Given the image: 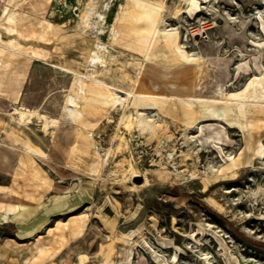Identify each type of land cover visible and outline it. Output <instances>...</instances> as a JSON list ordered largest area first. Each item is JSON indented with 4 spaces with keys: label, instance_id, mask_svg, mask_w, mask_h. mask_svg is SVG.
Listing matches in <instances>:
<instances>
[{
    "label": "rangeland",
    "instance_id": "rangeland-1",
    "mask_svg": "<svg viewBox=\"0 0 264 264\" xmlns=\"http://www.w3.org/2000/svg\"><path fill=\"white\" fill-rule=\"evenodd\" d=\"M0 264H264V0H0Z\"/></svg>",
    "mask_w": 264,
    "mask_h": 264
},
{
    "label": "bare ground",
    "instance_id": "bare-ground-1",
    "mask_svg": "<svg viewBox=\"0 0 264 264\" xmlns=\"http://www.w3.org/2000/svg\"><path fill=\"white\" fill-rule=\"evenodd\" d=\"M158 15H160V14H158ZM89 17L88 16H86V18H85V20H86V22H87V19H88ZM90 19V18H89ZM164 21V18H163V16H159V18H158V20H157V23H156V30H158L159 31V33L161 34V28H160V24L162 23ZM154 27V26H153ZM155 29V28H154ZM154 34V33H153ZM163 36V41H165L166 42V44H167V46L168 47H170V49L172 50V51H174V53L179 57V58H181L182 60H183V58L185 59V60H188V55H186V56H182V55H179V54H177L176 53V51H175V48H177V43H178V41H177V34L176 33H174V32H172V33H167V34H164V35H162ZM151 40V39H150ZM167 47V48H168ZM86 52V51H85ZM85 52H82L81 53V55H80V57H79V59L77 60V61H75V60H72V59H65V62L62 64L61 63V66H62V68L63 67H65V68H67V66H68V64H70V63H74V62H82V61H85V59H87V58H90V59H94L97 55L94 53V54H86ZM85 53V54H84ZM147 53V52H146ZM71 57V56H70ZM75 57V56H74ZM195 60H198V61H202L203 60V56H199V57H197ZM197 61V62H198ZM105 86H107L108 88H111L113 91L111 92V94L113 93V95H118V89H117V87L118 86H116V85H110V84H107V83H105ZM124 94H121L122 95V97H121V100H126L127 98H128V95H129V90H126V89H123V91H122ZM106 94H107V92H106ZM106 94H103V97L105 98L104 100V102H106V100H107V97H106ZM121 95H119V97L121 96ZM142 96H144V97H147L148 95H142ZM226 97V96H225ZM185 101H186V104L188 105V106H194L195 104H194V102L192 101V100H190V99H185ZM136 102H138L136 99H135V103ZM160 105H162V102H158ZM65 107L66 108H68L70 111L67 113V115H68V118L72 121V122H75V121H77L79 118H80V116H81V110L80 109H78L77 107H76V105H75V102H74V100L72 99V97H69L66 101H65ZM216 109H220V111H216ZM227 110H226V108H224V106L223 105H221L220 103H215L214 104V107L211 109V112L210 113H200V114H203V115H214V116H217V117H219V118H225L226 119V116H224V115H226V112ZM136 113L138 114V122H139V124L141 125V127L143 128V129H145V128H148V129H152V128H154V126L157 124V122L155 121V119H153V118H150V117H148L147 116V114L143 111V109H141V108H139V107H136ZM199 116H202V115H199ZM198 116V117H199ZM228 119V118H227ZM78 124V123H77ZM29 152H33V150H29ZM41 160L42 161H44V162H47L51 167H52V164L50 163V162H48V161H46L45 159H42L41 158ZM134 170V169H133ZM136 172V171H135Z\"/></svg>",
    "mask_w": 264,
    "mask_h": 264
},
{
    "label": "crops",
    "instance_id": "crops-1",
    "mask_svg": "<svg viewBox=\"0 0 264 264\" xmlns=\"http://www.w3.org/2000/svg\"><path fill=\"white\" fill-rule=\"evenodd\" d=\"M192 72L195 73L194 68H193ZM60 137L62 138V140H57L56 141L57 143H54L55 141L54 142H49L48 147H46V149L47 150L49 149L48 151H50L52 153L53 160H56V163L57 162H63V160L65 158V155H66V151L69 150V145H70V143L68 142L69 141V139H68L69 136L68 135H66V141L64 140L65 136H60ZM49 146H50V148H49Z\"/></svg>",
    "mask_w": 264,
    "mask_h": 264
}]
</instances>
